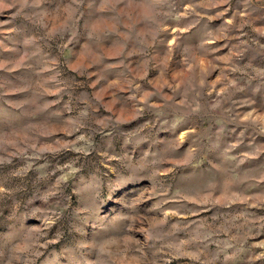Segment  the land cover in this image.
Segmentation results:
<instances>
[{
  "label": "rangeland",
  "instance_id": "1",
  "mask_svg": "<svg viewBox=\"0 0 264 264\" xmlns=\"http://www.w3.org/2000/svg\"><path fill=\"white\" fill-rule=\"evenodd\" d=\"M0 264H264V0H0Z\"/></svg>",
  "mask_w": 264,
  "mask_h": 264
}]
</instances>
